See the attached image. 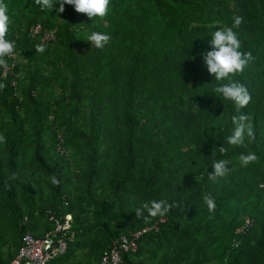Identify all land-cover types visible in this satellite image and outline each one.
Wrapping results in <instances>:
<instances>
[{"label":"trees","instance_id":"1","mask_svg":"<svg viewBox=\"0 0 264 264\" xmlns=\"http://www.w3.org/2000/svg\"><path fill=\"white\" fill-rule=\"evenodd\" d=\"M4 3L15 55L0 66V264L27 233L54 228L49 211L72 213L75 237L48 264H72L82 250L100 264L114 239L161 218L136 216L153 199L173 207L125 264H264V0H110L93 20L67 4L58 14L35 0ZM237 16L254 60L217 81L204 53ZM36 25L57 38L42 41ZM93 31L110 35L103 49L85 40ZM231 81L251 94L246 107L215 95ZM241 115L244 143L230 145ZM248 153L256 159L243 166ZM214 160L228 162L215 181Z\"/></svg>","mask_w":264,"mask_h":264},{"label":"clouds","instance_id":"2","mask_svg":"<svg viewBox=\"0 0 264 264\" xmlns=\"http://www.w3.org/2000/svg\"><path fill=\"white\" fill-rule=\"evenodd\" d=\"M35 4L42 10H55L58 14L65 11V4L72 5L75 11L86 14L93 20L96 17L103 18L108 15L110 0H35ZM56 4H59L58 8H56ZM8 23L7 5L4 3V0H0V66H6L4 57L11 55L14 50V43L5 38ZM242 23L243 18L237 16L231 26L217 28V25L216 30L211 33V50L204 53V59L209 73L214 75L217 81H223L236 73H242L254 60L251 51H241V41L235 29H238ZM49 30L54 31L56 39V29L49 28ZM85 40L89 41L92 47L103 49L110 42L111 37L107 33L93 31ZM44 50L43 44L36 45L37 52H43ZM3 86V84H0V88H3ZM214 93L220 99L233 102L237 106V109L246 107L252 99L248 89L242 83L236 81L217 86L214 89ZM246 119L247 117L244 115L233 117L236 127L233 133L227 137V142L230 145H242L244 143L246 129L244 121ZM247 134L249 136L253 135L250 126H247ZM220 151L224 152L226 150L221 146ZM239 159L243 166H247L256 159V156L254 153L241 154ZM227 164L228 162L225 160H214L212 171L209 173V179L215 181L217 178L226 176L228 172ZM52 181L53 183H58L55 177L52 178ZM204 202L209 212L215 211V199L211 195L204 196ZM172 207L173 205L169 204L166 200L153 199L134 210L137 217L143 216L144 213H147V216L150 217H163Z\"/></svg>","mask_w":264,"mask_h":264},{"label":"built area","instance_id":"3","mask_svg":"<svg viewBox=\"0 0 264 264\" xmlns=\"http://www.w3.org/2000/svg\"><path fill=\"white\" fill-rule=\"evenodd\" d=\"M33 33L40 34L42 41L55 39L54 31L44 29L40 25L33 28ZM11 55L13 56L15 53ZM58 150L62 154L66 152V148L61 144ZM262 186H264V182ZM49 215L50 220L55 222L54 228L47 230L42 237L27 233L24 236L17 257L11 264H48L51 260L67 252L69 241L75 237V231L73 230L74 216L68 212L65 213L62 220H59L51 211H49ZM165 219L166 217L163 216L152 226L143 228L131 235H121L113 240L111 245L103 252L100 264H125L122 257L123 253H136L139 248V237L148 230H158L159 223L165 222Z\"/></svg>","mask_w":264,"mask_h":264},{"label":"rangeland","instance_id":"4","mask_svg":"<svg viewBox=\"0 0 264 264\" xmlns=\"http://www.w3.org/2000/svg\"><path fill=\"white\" fill-rule=\"evenodd\" d=\"M188 118V117H186ZM60 147V145H59ZM58 147V148H59ZM166 221V219H165ZM94 258L88 255L87 250H82L80 251L76 256H75V262L72 264H85L88 262V264H94Z\"/></svg>","mask_w":264,"mask_h":264},{"label":"crops","instance_id":"5","mask_svg":"<svg viewBox=\"0 0 264 264\" xmlns=\"http://www.w3.org/2000/svg\"><path fill=\"white\" fill-rule=\"evenodd\" d=\"M115 240V239H114ZM113 242V241H112Z\"/></svg>","mask_w":264,"mask_h":264}]
</instances>
